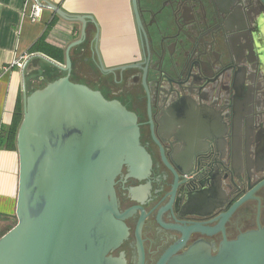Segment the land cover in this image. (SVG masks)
<instances>
[{
    "label": "flooded vegetation",
    "instance_id": "flooded-vegetation-1",
    "mask_svg": "<svg viewBox=\"0 0 264 264\" xmlns=\"http://www.w3.org/2000/svg\"><path fill=\"white\" fill-rule=\"evenodd\" d=\"M136 11L131 4V53L113 66L125 69L102 71L86 32L75 71V82L135 114L150 158L144 177L124 164L115 178L128 235L108 255L155 264L184 234L175 254L197 242L215 254L264 226V9L256 0H136Z\"/></svg>",
    "mask_w": 264,
    "mask_h": 264
},
{
    "label": "water",
    "instance_id": "water-1",
    "mask_svg": "<svg viewBox=\"0 0 264 264\" xmlns=\"http://www.w3.org/2000/svg\"><path fill=\"white\" fill-rule=\"evenodd\" d=\"M64 20L80 24V34L64 52V63L36 55L64 74L27 93L22 67L23 105L16 133L19 157L16 223L0 236V264H114L108 252L128 235L119 213L114 184L126 164L144 177L150 158L139 141L136 116L115 99L72 81L70 49L95 26L91 48L98 51L99 27L91 15L69 14L47 0H34ZM136 14V0H131ZM264 9V0H256ZM138 235V229H137ZM186 234L155 264H264V226L224 240L215 254L197 242L175 254Z\"/></svg>",
    "mask_w": 264,
    "mask_h": 264
},
{
    "label": "crops",
    "instance_id": "crops-1",
    "mask_svg": "<svg viewBox=\"0 0 264 264\" xmlns=\"http://www.w3.org/2000/svg\"><path fill=\"white\" fill-rule=\"evenodd\" d=\"M47 1L69 14L93 16L99 27L98 53L104 65L125 63V56H129L132 50L134 34L131 0ZM25 3V0H0V229L5 230L16 223L15 203L20 163L16 140L8 143L3 133L12 122L17 107L23 105L22 67L11 64L14 60L22 61V57L26 56L29 72L41 65H50L36 55L63 64L64 61L46 54L41 46L50 45L64 56L67 45L80 34L79 23L64 20L48 8H42L39 18L31 21L25 14ZM86 27L88 49L95 26L89 23ZM39 39H42V44L31 51ZM78 51L79 46L70 49L73 71L78 64ZM91 56L88 52V61H91Z\"/></svg>",
    "mask_w": 264,
    "mask_h": 264
},
{
    "label": "trees",
    "instance_id": "trees-1",
    "mask_svg": "<svg viewBox=\"0 0 264 264\" xmlns=\"http://www.w3.org/2000/svg\"><path fill=\"white\" fill-rule=\"evenodd\" d=\"M39 46L42 44V39L39 41H37L31 48V51H35L36 50V47ZM44 50V52L46 54H48L50 57L61 61L63 62L64 61V56L62 55L61 52H59L57 49H55L54 47L50 46V45H46L45 44L43 46H41ZM60 53V54H59ZM47 66H50L52 67V71H54L52 75V80L62 76L64 73L62 71H60L59 69H57L56 67L52 66L51 64L50 65H47ZM73 69V67H72ZM74 72L73 70H71V73ZM70 79L72 81H74V77L72 78L71 74H70ZM22 107H17V109L15 110L14 112V115H13V119H12V122L9 123V125L5 128L4 130V133H3V137L4 139L8 142V143H13L15 140H16V133H17V129L19 127V124H21V119H22ZM12 227V226H11ZM11 227L7 228L5 231H3L1 235H3L6 231H8Z\"/></svg>",
    "mask_w": 264,
    "mask_h": 264
},
{
    "label": "rangeland",
    "instance_id": "rangeland-1",
    "mask_svg": "<svg viewBox=\"0 0 264 264\" xmlns=\"http://www.w3.org/2000/svg\"><path fill=\"white\" fill-rule=\"evenodd\" d=\"M76 71V67L74 72L71 73L72 78H77L78 74ZM52 67L47 65H41L38 68L31 70L29 73L25 74V83L27 93L33 91L34 89L40 88L44 86L48 81L52 79L51 73H53ZM5 231V229H0V234ZM2 236V235H1Z\"/></svg>",
    "mask_w": 264,
    "mask_h": 264
},
{
    "label": "built area",
    "instance_id": "built-area-1",
    "mask_svg": "<svg viewBox=\"0 0 264 264\" xmlns=\"http://www.w3.org/2000/svg\"><path fill=\"white\" fill-rule=\"evenodd\" d=\"M25 14L27 13V16L31 21H36L40 16V11L43 7H41L39 4H37L34 0H25ZM26 10H28L26 12ZM26 56L22 57V61L14 60L11 65H16L19 67H23V60L25 61Z\"/></svg>",
    "mask_w": 264,
    "mask_h": 264
}]
</instances>
